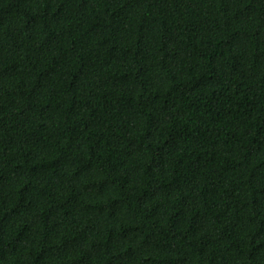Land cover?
<instances>
[{
	"label": "trees",
	"instance_id": "trees-1",
	"mask_svg": "<svg viewBox=\"0 0 264 264\" xmlns=\"http://www.w3.org/2000/svg\"><path fill=\"white\" fill-rule=\"evenodd\" d=\"M0 264H264V0H0Z\"/></svg>",
	"mask_w": 264,
	"mask_h": 264
}]
</instances>
